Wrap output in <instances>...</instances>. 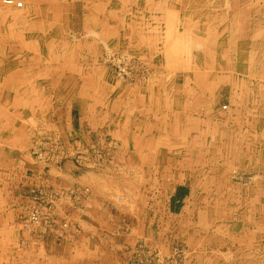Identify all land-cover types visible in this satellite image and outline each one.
Wrapping results in <instances>:
<instances>
[{
    "label": "crops",
    "instance_id": "1",
    "mask_svg": "<svg viewBox=\"0 0 264 264\" xmlns=\"http://www.w3.org/2000/svg\"><path fill=\"white\" fill-rule=\"evenodd\" d=\"M114 1L19 0V12H0V47L11 48L0 54V264H189L191 255L190 264H217V254L223 264H264V151L249 145L264 138V0ZM69 16L85 32L80 43L65 37L75 34ZM120 48L150 62L142 86H122L100 67L98 52ZM29 122L33 139L58 136L70 150L109 137L112 169L82 170L74 154L60 164L24 154L30 139L19 125ZM219 173L257 180L224 184ZM122 178L134 191L121 199ZM236 186L244 198L229 193L224 205L240 231L216 251L210 207ZM201 209L207 235L192 226L179 238L183 217L196 223Z\"/></svg>",
    "mask_w": 264,
    "mask_h": 264
},
{
    "label": "rangeland",
    "instance_id": "2",
    "mask_svg": "<svg viewBox=\"0 0 264 264\" xmlns=\"http://www.w3.org/2000/svg\"><path fill=\"white\" fill-rule=\"evenodd\" d=\"M13 1L15 3V2H18L19 0H13ZM122 1L126 5L130 0H122ZM114 2L118 5V0H115ZM79 5H80V3H79ZM105 5H106L105 7L107 10L113 11V9L108 8L107 1L105 2ZM119 5H120V3H119ZM110 6L112 7L111 4H110ZM127 7L129 8V6H127ZM23 8H24V6H23ZM6 9L7 10L8 9L15 10V11L19 12V10L18 9L16 10L14 6L13 7L0 6V12L3 10H6ZM115 9H117V8H115ZM109 12H111V11H109ZM107 14H109V13H107ZM124 15H126V14L124 13ZM107 17L112 18V16L110 14ZM77 19L78 18L73 19V17H71V16H69L68 18L65 17V19H64V24H66V27L75 28L74 39L72 38V36H73L72 32L71 33H69V31L65 32L66 33L65 37L68 38L69 43L70 42L71 43H80L82 41V39H84V36H85L84 33L85 32L81 28L80 22ZM108 25L113 27L112 23H110L109 21H108ZM186 41H188V40H186ZM1 42H3V41H1ZM108 44H109L108 47L110 48V43H108ZM2 45H4V44H0V46H2ZM6 49L7 48L0 47V54H1V50H4L5 52L3 54L9 55L6 53L9 52L11 48L8 51H6ZM125 49L126 48H120V50H121L120 52L111 53L109 55L103 54V52H98L99 57L101 59L99 62V65H100V67H103L105 70L110 71L111 74H113L114 81L116 83L122 84V86H127V87H131V88L142 86L145 83V80L147 79V76H148L146 73L147 67H146L145 63L148 65V63H150V62L149 61L146 62V60H144L145 62L142 61L138 56L131 54L130 52H128ZM184 49L187 52H189V50H190L189 46H187V45ZM175 76H176V73H175ZM177 76L179 78L177 79L176 85L178 84V86H180L183 84L182 73L179 72L177 74ZM227 90H228L227 87L221 88L219 90V96L217 98V101L215 100L216 104H217L216 108H218L221 112L226 111V108L229 106V103H228L229 101L225 99L226 97H229V92H227ZM254 95H252L251 97L255 99ZM223 107H225V109H223ZM261 124H262V122H261ZM16 125L17 124L15 123V126ZM19 126L22 128V130L25 129V131L28 134L29 139H30V142L27 143V145H29V146H28V148L26 147L27 149H25L24 154H32V155H34V157L38 158L39 160H41L40 156H43L44 154H51L52 160H54V162H59V164H60L66 159L65 155L74 154L73 155V163L76 167H79L82 170H88V169L90 170L91 169L93 171L94 170L97 171V169H100V168L104 169V167L107 166V164L109 162H114V159L113 158L111 159V157L113 156V154H111V151L113 152L116 149V144L107 136L104 137L105 138L104 141H98L99 137L92 136L89 139V142L83 143V144L79 143L77 147L74 146L73 150H70L65 145V143L61 139L58 138V136H56V137L55 136H52V137L46 136V137H43V139H38V137H37L36 140L33 139V137H32L33 130L30 128V126H31L30 122L26 123V126L23 123H21ZM259 129H261L259 133L262 134V135H260V137H264V127L260 126ZM262 140H264V138H258L256 144L250 143L249 144L250 149L256 150L258 148V150L264 151V142H262ZM252 146H254V147L252 148ZM239 159L241 160V156L239 157ZM136 161L138 162L139 160H136ZM46 162H48V161H46ZM107 167L112 169V164H109ZM217 176H218V179L221 181V183H224V184L231 182L234 185L235 184L247 185V184H250L252 182H255V180H257V178H255L254 175H248V174L247 175L246 174L241 175L240 173L234 174V175H231V174L227 175L224 173H219V174H217ZM211 177H212V175H211ZM208 180H209V184H210V179L208 178ZM122 181L125 182L127 191H122L121 199L123 198L124 193H125V198H128V195L132 194L134 191V190H131L130 192H128V187H129V185L131 186L132 181H129L128 178H127V180L122 178ZM136 181L138 183L139 182H145L144 178H142V177H138V179ZM120 182H121V179H120ZM236 187L233 189V191L226 190L225 193L223 190H221V192L218 193V196L221 195L220 198L218 199L219 202H221V207L220 206L216 207V208L210 207L211 211L209 214L211 215V217L213 219L218 220L217 221V230H216L217 232L215 231V233H216L215 235H217L216 237L220 238V242H218V248H215V250L216 249L222 250L225 248V246H224V245H226L225 239H227V237H228L227 235L230 231L236 232V233H239V231H240V227L235 226L236 224H234V222L232 221L231 215L228 213V211H226L227 208L224 205L225 201L229 200V198H228L229 193H232L233 197H236L238 199L244 198L245 190L239 189V187H237V189H236ZM143 189H144L143 185H142V188H140V189H139V186H137L136 194L140 193V198L144 196ZM211 191H198L196 198H200V200H211L210 198L213 197V195H212L213 191L212 192ZM214 192L216 193V191H214ZM35 201H37V199H35ZM208 202L209 201H207V203H205V204H208ZM36 211H38V210H36ZM204 212L207 213V210L204 211L201 209V214L199 213V218H198L196 223L195 222L194 223H187V218L183 217V221L181 222V226H180L181 231L177 230L175 234H177V236L179 238H180V236L183 237V236H185V233H188V232H182V230L188 231L193 226L192 229L195 228L194 231H196L197 233H199L201 235H204V233H206V235H207L209 224H207L208 220H206V219H208L209 215H208V217H204V215H205ZM213 215H215V216H213ZM181 219L182 218H180L179 220L177 219V220L180 222ZM171 224L172 223H168L167 226H169ZM187 228H189V229H187ZM211 229H213V228H211ZM179 233H181V234H179ZM176 238H174L173 241L177 242V244H179V245H182L181 247L184 248V253H186L188 246L184 245V243L181 240H179L178 238L176 240ZM219 238H218V240H219ZM222 240H224V244L222 243ZM179 245H177V246H179ZM177 246H175V247H177ZM209 249H210L209 246L206 245V250H209ZM179 255H181V254H179ZM193 257H195V255H193V256L191 255L189 257L190 263H192ZM220 257L222 259V263H221ZM187 258L188 257H186L187 261L185 260V258L182 260L177 259L176 263L182 264V263H184V261L188 262ZM14 259L18 260L17 257L16 258L14 257L13 262H14ZM216 261H217V264H220V263L223 264L224 257L221 256V254H220V256L217 254L216 255Z\"/></svg>",
    "mask_w": 264,
    "mask_h": 264
},
{
    "label": "built area",
    "instance_id": "3",
    "mask_svg": "<svg viewBox=\"0 0 264 264\" xmlns=\"http://www.w3.org/2000/svg\"><path fill=\"white\" fill-rule=\"evenodd\" d=\"M0 6H14L17 9L21 8L20 3H13L12 0H0ZM223 109H225V107H223ZM39 219L40 217L38 211L35 210L30 214V222L32 224H37Z\"/></svg>",
    "mask_w": 264,
    "mask_h": 264
},
{
    "label": "bare ground",
    "instance_id": "4",
    "mask_svg": "<svg viewBox=\"0 0 264 264\" xmlns=\"http://www.w3.org/2000/svg\"><path fill=\"white\" fill-rule=\"evenodd\" d=\"M5 7H8V6H5ZM159 28V27H158ZM158 31V30H157ZM163 33V32H162ZM175 36V35H174ZM214 36V35H213ZM209 37V36H208ZM207 37V38H208ZM174 38V37H173ZM232 40V39H231ZM212 40H210V42H208V45H213L212 44V42H211ZM206 42V41H205ZM235 42V41H234ZM213 47V46H212ZM215 47V46H214ZM227 47V46H226ZM198 48V47H197ZM232 48V47H231ZM177 49V48H176ZM206 49V48H205ZM232 51V50H231ZM230 52V51H229ZM233 52V51H232ZM210 55V54H209ZM260 62V61H259ZM261 63V62H260ZM214 68V67H213ZM254 73V72H253ZM230 74V73H229ZM256 74V73H255ZM232 75V74H231ZM233 76H235V75H233ZM198 77V76H197ZM232 78V77H231ZM198 104V103H197ZM170 105V104H169ZM179 106V105H178ZM195 106V105H194ZM201 108V107H200ZM188 135V134H187ZM181 136V135H180ZM189 140V139H188ZM191 141V140H190ZM184 143V142H183ZM164 145V144H163ZM166 151V150H165ZM168 151V150H167ZM180 152V151H179ZM169 153V152H168ZM184 155V154H183ZM150 157H152V156H150ZM177 157V156H176ZM186 157V156H185ZM189 157V156H188ZM165 158V157H164ZM187 158V157H186ZM185 159V158H184ZM144 160V159H143ZM183 160V159H182ZM157 161V160H156ZM163 161V160H162ZM180 161V160H179ZM195 161V160H194ZM163 163V162H162ZM177 163V162H176ZM142 164H144V163H142ZM161 164V163H160ZM172 164V163H171ZM182 164V163H181ZM187 164V163H186ZM191 165V164H190ZM151 167V166H150ZM163 168V167H162ZM173 169V168H172ZM184 170H186V169H184ZM150 172V171H149ZM149 175V174H148ZM163 175V174H162ZM172 177H173V175H172ZM179 182V181H178ZM219 214V213H218Z\"/></svg>",
    "mask_w": 264,
    "mask_h": 264
}]
</instances>
